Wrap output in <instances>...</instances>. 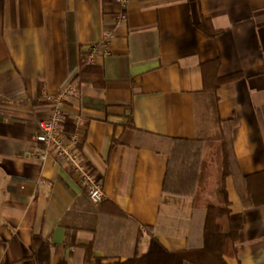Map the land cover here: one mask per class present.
<instances>
[{
    "label": "crops",
    "instance_id": "0c3cea01",
    "mask_svg": "<svg viewBox=\"0 0 264 264\" xmlns=\"http://www.w3.org/2000/svg\"><path fill=\"white\" fill-rule=\"evenodd\" d=\"M216 59L217 76L233 78L211 105L200 65ZM81 63L101 69L103 87L73 83ZM56 105L67 134L75 120L83 131L99 203L73 170L39 158L37 126ZM216 112L238 120L230 142L240 175L263 174L264 0H127L124 9L118 0H0V264H35L40 241L51 264H83L87 247L91 260L124 262L150 236L168 252L212 251L228 215L242 223L225 264H264V204L243 207L241 180L224 181L227 210L216 166L196 204L163 192L172 140L213 135ZM248 186L261 196L264 176Z\"/></svg>",
    "mask_w": 264,
    "mask_h": 264
},
{
    "label": "trees",
    "instance_id": "16d2710c",
    "mask_svg": "<svg viewBox=\"0 0 264 264\" xmlns=\"http://www.w3.org/2000/svg\"><path fill=\"white\" fill-rule=\"evenodd\" d=\"M219 60H211L200 65L203 92L206 99L212 105H216L217 89L233 76L227 78H219L217 71ZM73 83L80 85L89 83L94 87L101 88L104 85V79L100 68L91 67L85 63L80 64L79 73L75 77ZM70 120L64 118V128L67 132V127L70 125ZM214 124L216 132L205 139L200 140H178L174 139L173 148L169 154L168 168L163 182V192L171 193L177 196H190L193 202L198 203L201 197V189L206 180V170L208 162L202 159L201 153L205 142L216 146L217 161L216 162V200L222 198V203H218L222 209L227 210L228 202L226 200V191L224 181L227 177L232 176L234 179H239L245 184V188L240 190L237 188L239 198L243 207L251 208L260 204H264V191L261 196L257 197L250 190L248 184L253 180L264 176L263 174L241 176L235 161L233 149L230 142V133L237 127L238 120L235 116L231 119L222 121L219 119L217 112L215 113ZM194 146L196 149H194ZM177 170L178 175L175 177L176 182L174 188L170 190L171 185L168 176L171 171ZM242 219L240 215H228L229 232L224 235H216L214 247L212 251H208L204 246L193 251H166L153 237L150 236L148 248L145 253L137 252L131 259L124 262H116L114 264H225L223 257L231 250L235 252L234 243L237 239ZM50 245L45 241H40L35 246L33 260L35 264H51L50 263ZM57 264H65L59 262ZM83 264H101L100 259L91 260L90 247L86 248V255Z\"/></svg>",
    "mask_w": 264,
    "mask_h": 264
},
{
    "label": "built area",
    "instance_id": "2783aa9c",
    "mask_svg": "<svg viewBox=\"0 0 264 264\" xmlns=\"http://www.w3.org/2000/svg\"><path fill=\"white\" fill-rule=\"evenodd\" d=\"M122 9L126 8L127 0H118ZM120 20H125L124 14H120ZM68 91H71L69 88ZM75 131L67 134L64 128V118L61 109L56 105L49 116L38 123L35 133V141L40 145L39 158L44 160L50 156L59 164L73 170L79 175L80 184L85 194L93 203L103 200L102 182L94 174L84 168L83 154L79 148L77 138L83 133L78 120L74 121Z\"/></svg>",
    "mask_w": 264,
    "mask_h": 264
},
{
    "label": "rangeland",
    "instance_id": "374dc122",
    "mask_svg": "<svg viewBox=\"0 0 264 264\" xmlns=\"http://www.w3.org/2000/svg\"><path fill=\"white\" fill-rule=\"evenodd\" d=\"M215 144L211 145L209 144V142H205L204 145H203V149H202V153H201V156H202V159H205L210 165L212 168L216 166V162L217 161V158L215 155H217V150H216V146H214ZM194 149L195 146H194ZM206 173H207V170H206ZM206 178H207V174H206Z\"/></svg>",
    "mask_w": 264,
    "mask_h": 264
}]
</instances>
